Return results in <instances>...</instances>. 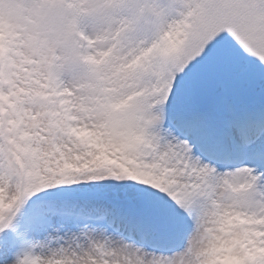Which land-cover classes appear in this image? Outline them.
Segmentation results:
<instances>
[{"label":"snow or ice","instance_id":"1","mask_svg":"<svg viewBox=\"0 0 264 264\" xmlns=\"http://www.w3.org/2000/svg\"><path fill=\"white\" fill-rule=\"evenodd\" d=\"M0 264H264V0H0Z\"/></svg>","mask_w":264,"mask_h":264}]
</instances>
